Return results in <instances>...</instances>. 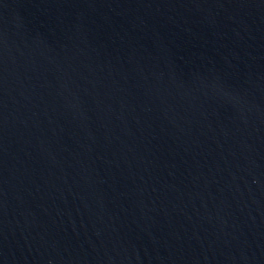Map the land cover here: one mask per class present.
<instances>
[{"label": "water", "instance_id": "95a60500", "mask_svg": "<svg viewBox=\"0 0 264 264\" xmlns=\"http://www.w3.org/2000/svg\"><path fill=\"white\" fill-rule=\"evenodd\" d=\"M0 264H264V0H0Z\"/></svg>", "mask_w": 264, "mask_h": 264}]
</instances>
